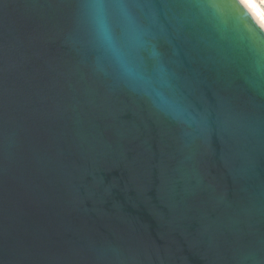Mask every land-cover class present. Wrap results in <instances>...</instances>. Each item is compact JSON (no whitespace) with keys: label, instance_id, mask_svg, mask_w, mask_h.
Listing matches in <instances>:
<instances>
[{"label":"water","instance_id":"1","mask_svg":"<svg viewBox=\"0 0 264 264\" xmlns=\"http://www.w3.org/2000/svg\"><path fill=\"white\" fill-rule=\"evenodd\" d=\"M0 264H264L238 0H0Z\"/></svg>","mask_w":264,"mask_h":264},{"label":"bare ground","instance_id":"2","mask_svg":"<svg viewBox=\"0 0 264 264\" xmlns=\"http://www.w3.org/2000/svg\"><path fill=\"white\" fill-rule=\"evenodd\" d=\"M250 13L255 23L264 31V0H238Z\"/></svg>","mask_w":264,"mask_h":264},{"label":"rangeland","instance_id":"3","mask_svg":"<svg viewBox=\"0 0 264 264\" xmlns=\"http://www.w3.org/2000/svg\"><path fill=\"white\" fill-rule=\"evenodd\" d=\"M263 6V8H264V5H262Z\"/></svg>","mask_w":264,"mask_h":264},{"label":"snow or ice","instance_id":"4","mask_svg":"<svg viewBox=\"0 0 264 264\" xmlns=\"http://www.w3.org/2000/svg\"><path fill=\"white\" fill-rule=\"evenodd\" d=\"M250 23V22H249Z\"/></svg>","mask_w":264,"mask_h":264}]
</instances>
